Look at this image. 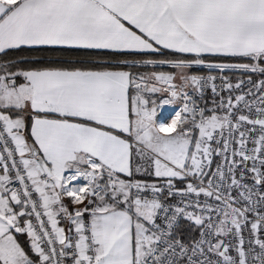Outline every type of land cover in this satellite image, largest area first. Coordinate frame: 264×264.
<instances>
[{
  "label": "snow or ice",
  "instance_id": "obj_1",
  "mask_svg": "<svg viewBox=\"0 0 264 264\" xmlns=\"http://www.w3.org/2000/svg\"><path fill=\"white\" fill-rule=\"evenodd\" d=\"M42 46L153 70L10 56ZM0 264H264V0H0Z\"/></svg>",
  "mask_w": 264,
  "mask_h": 264
},
{
  "label": "trees",
  "instance_id": "obj_2",
  "mask_svg": "<svg viewBox=\"0 0 264 264\" xmlns=\"http://www.w3.org/2000/svg\"><path fill=\"white\" fill-rule=\"evenodd\" d=\"M10 56L17 61H32V63L18 64L20 68H82L92 70L103 69H117V70H130L134 72H144L153 70L151 66H143L142 64H135L129 58L127 64L124 63L123 58L118 57L110 50H97V49H72L63 47H36V48H21L18 50H10ZM151 58V57H148ZM155 70L174 71L168 66L157 67ZM195 74H202L208 69L204 68ZM126 179V177H123ZM137 178L142 179L149 183V181L156 180L155 177L144 174L138 175ZM178 233L187 238L190 235H197L192 225L184 220L180 223ZM17 239L30 255H32L29 248V241L26 234H17Z\"/></svg>",
  "mask_w": 264,
  "mask_h": 264
},
{
  "label": "built area",
  "instance_id": "obj_3",
  "mask_svg": "<svg viewBox=\"0 0 264 264\" xmlns=\"http://www.w3.org/2000/svg\"><path fill=\"white\" fill-rule=\"evenodd\" d=\"M208 74H212V75H220L217 71L215 70H209V71H206L200 75H208ZM225 75H228L230 79H232V81L235 83V80H236V77L239 76L240 74L239 73H236V74H233L232 72H226L224 73ZM215 83L217 85L220 84V81L219 79L217 81H215ZM190 91V90H189ZM190 95L192 96L193 100L195 101V103L199 106V107H207V108H211L213 106V99L215 98L217 101L220 99V96H224L226 97L228 95L227 91H220V95L219 96H216V97H213V94L211 92V88L210 86L208 88H206L204 90V93L203 95H200L199 93H194V92H191L190 91ZM181 105L178 103L175 107L177 108V110L179 109ZM166 107H172V106H166ZM174 111L172 112V115H174ZM163 115V114H162ZM161 117L159 116L158 120L160 119ZM168 119H171V116L168 117ZM165 123H167V120L164 121ZM17 160H19V157L17 155L16 157ZM218 159V158H217ZM11 162H9L10 164ZM14 187H19V184L18 183H15L13 184ZM166 203H174L175 201L173 199H168L167 201H165ZM184 221L183 219L180 221V223ZM158 223H160V221H158ZM198 235V233H197ZM245 235L247 236V233H245Z\"/></svg>",
  "mask_w": 264,
  "mask_h": 264
},
{
  "label": "crops",
  "instance_id": "obj_4",
  "mask_svg": "<svg viewBox=\"0 0 264 264\" xmlns=\"http://www.w3.org/2000/svg\"><path fill=\"white\" fill-rule=\"evenodd\" d=\"M103 70H105V69H103ZM108 70H117V69H108ZM27 124H28V127H27V129H26V135L28 136L29 142H31V136H30V120L27 121ZM122 135H123V134H122ZM122 178H123V177H122ZM154 181H155V180H154ZM154 181H149V183H152V182H154ZM64 203H66V204L68 205L70 211L73 210V209L76 207V206H74V205H72V204L70 203V199L67 198V197L64 198ZM85 204H87V200L85 201ZM85 220H88V215H87V214H85ZM61 226L65 227V228L67 229L68 224H67L66 221H62V222H61ZM18 242H19V241H18ZM19 243H20V242H19ZM21 246H22V245H21Z\"/></svg>",
  "mask_w": 264,
  "mask_h": 264
},
{
  "label": "rangeland",
  "instance_id": "obj_5",
  "mask_svg": "<svg viewBox=\"0 0 264 264\" xmlns=\"http://www.w3.org/2000/svg\"><path fill=\"white\" fill-rule=\"evenodd\" d=\"M150 98L157 100V102L159 103L160 100L166 98V95L165 96H161L160 94H153ZM158 118H159V116L157 117V119Z\"/></svg>",
  "mask_w": 264,
  "mask_h": 264
},
{
  "label": "water",
  "instance_id": "obj_6",
  "mask_svg": "<svg viewBox=\"0 0 264 264\" xmlns=\"http://www.w3.org/2000/svg\"><path fill=\"white\" fill-rule=\"evenodd\" d=\"M31 143V142H30Z\"/></svg>",
  "mask_w": 264,
  "mask_h": 264
}]
</instances>
